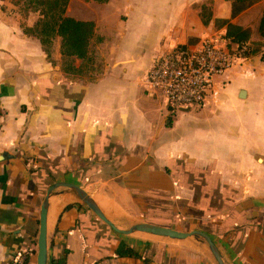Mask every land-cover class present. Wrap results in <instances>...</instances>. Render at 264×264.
<instances>
[{
  "label": "crops",
  "instance_id": "crops-1",
  "mask_svg": "<svg viewBox=\"0 0 264 264\" xmlns=\"http://www.w3.org/2000/svg\"><path fill=\"white\" fill-rule=\"evenodd\" d=\"M88 2L69 0L65 16L94 24L90 60L68 66L59 37L47 58L23 33L38 13L0 0V264H36L55 183L83 189L119 230L201 231L225 264H264V0L234 18L226 0ZM226 23L249 29L259 52L217 78L202 108L171 114L145 90L147 72L179 45L220 36L234 47ZM46 230L48 264H216L193 238L115 233L66 188ZM121 243L140 259L118 257Z\"/></svg>",
  "mask_w": 264,
  "mask_h": 264
},
{
  "label": "built area",
  "instance_id": "built-area-1",
  "mask_svg": "<svg viewBox=\"0 0 264 264\" xmlns=\"http://www.w3.org/2000/svg\"><path fill=\"white\" fill-rule=\"evenodd\" d=\"M228 45V40L215 36L170 49L147 72L145 90L158 95L171 114L202 108L217 78L246 59L247 44ZM25 263V255L20 254L11 264Z\"/></svg>",
  "mask_w": 264,
  "mask_h": 264
},
{
  "label": "trees",
  "instance_id": "trees-1",
  "mask_svg": "<svg viewBox=\"0 0 264 264\" xmlns=\"http://www.w3.org/2000/svg\"><path fill=\"white\" fill-rule=\"evenodd\" d=\"M15 6L20 3L24 5L25 10L38 13L40 18L31 29L25 28L23 33L27 36L36 38L47 58H50L52 42L54 38L61 39V55L66 60L67 65H71L74 60H80L81 63L90 60V45L94 38L95 26L92 22L78 21L65 16L69 0H12ZM232 4V17L243 12L252 5L261 0H226ZM204 11V7L202 8ZM227 25L226 37L236 45L248 44L251 37L249 29H240L229 23ZM258 34L264 39V12L261 15ZM260 44H248L244 55L246 59L251 58L259 52ZM264 61V56L262 57ZM118 257L140 259V256L131 248L121 243L116 251ZM55 264H65V260Z\"/></svg>",
  "mask_w": 264,
  "mask_h": 264
},
{
  "label": "water",
  "instance_id": "water-1",
  "mask_svg": "<svg viewBox=\"0 0 264 264\" xmlns=\"http://www.w3.org/2000/svg\"><path fill=\"white\" fill-rule=\"evenodd\" d=\"M3 159L4 155L0 156V161H2ZM59 188H66L82 205H84L94 216H96L97 219H99L102 223L108 226L115 233L127 236L135 232H141L153 236L174 240H185L188 238H193L206 245L209 253L211 254L216 264H225L221 258L217 247L207 234L201 231L180 232L171 228L161 227L147 223L135 224L128 230H119L106 218V216L102 213L99 207L95 204L93 199L83 189L68 183L53 184L51 187H49L43 197L42 203L40 205L38 219L36 264H48L46 230L47 210L50 198L55 195V191Z\"/></svg>",
  "mask_w": 264,
  "mask_h": 264
},
{
  "label": "rangeland",
  "instance_id": "rangeland-1",
  "mask_svg": "<svg viewBox=\"0 0 264 264\" xmlns=\"http://www.w3.org/2000/svg\"><path fill=\"white\" fill-rule=\"evenodd\" d=\"M77 2H79L80 0H76ZM89 1V2H88ZM101 1H103V0H101ZM13 2V1H12ZM86 2H88V3H90V0H86ZM18 9H19V13L22 15V16H27L28 15V12L25 10V8H24V5L22 4V3H20L18 6ZM81 9H83V8H81ZM29 13H31V12H29ZM40 17V16H39ZM55 39V38H54ZM53 43V42H52Z\"/></svg>",
  "mask_w": 264,
  "mask_h": 264
}]
</instances>
